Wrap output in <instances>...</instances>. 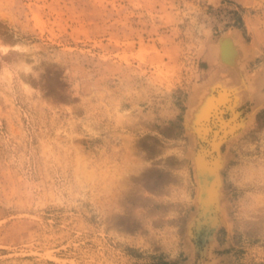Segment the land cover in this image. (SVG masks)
<instances>
[{
    "label": "rangeland",
    "instance_id": "obj_1",
    "mask_svg": "<svg viewBox=\"0 0 264 264\" xmlns=\"http://www.w3.org/2000/svg\"><path fill=\"white\" fill-rule=\"evenodd\" d=\"M243 1L0 0V264H211L212 230L187 234L210 144L185 121L205 87L241 86L230 30L259 72L241 118L259 108L223 147L213 255L264 264V0Z\"/></svg>",
    "mask_w": 264,
    "mask_h": 264
},
{
    "label": "bare ground",
    "instance_id": "obj_2",
    "mask_svg": "<svg viewBox=\"0 0 264 264\" xmlns=\"http://www.w3.org/2000/svg\"><path fill=\"white\" fill-rule=\"evenodd\" d=\"M251 50L252 47L245 44L242 36L237 35V31L230 30L221 38L218 46L220 62L230 68L238 78L239 76L242 78L241 86L230 84V79L226 76L227 79L205 87L204 92L199 96V104L191 108L185 121L187 132L197 138L194 140L202 138L210 144L209 150L208 147H202L192 154L196 182L194 202L198 213L189 222L187 234L190 240L194 239L196 228L200 230L201 227L207 226L212 230L211 235L207 238L209 242L206 248L210 251L207 254H209L211 264L219 262V257L213 255V250L217 245L215 232L220 225L224 224L229 229L232 225L228 222L226 184L223 177L224 169L228 163L227 151L231 143L239 140L243 133L247 132L246 128L253 125L259 108H253L245 118H241L243 113L240 107L245 91L249 92V99H252L257 91L256 83L259 72L257 71L255 74L248 69V63L252 57ZM240 51L243 52V55ZM226 109L232 113L230 119L224 115L228 111ZM225 144H228V147L227 151L223 152ZM191 245L193 246V244Z\"/></svg>",
    "mask_w": 264,
    "mask_h": 264
},
{
    "label": "water",
    "instance_id": "obj_3",
    "mask_svg": "<svg viewBox=\"0 0 264 264\" xmlns=\"http://www.w3.org/2000/svg\"><path fill=\"white\" fill-rule=\"evenodd\" d=\"M209 150V149H208Z\"/></svg>",
    "mask_w": 264,
    "mask_h": 264
}]
</instances>
